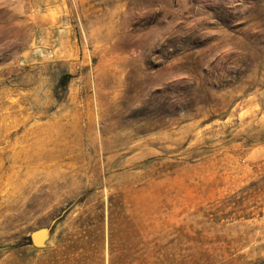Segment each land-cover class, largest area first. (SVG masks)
<instances>
[{
  "label": "rangeland",
  "instance_id": "1",
  "mask_svg": "<svg viewBox=\"0 0 264 264\" xmlns=\"http://www.w3.org/2000/svg\"><path fill=\"white\" fill-rule=\"evenodd\" d=\"M0 264H264V0H0Z\"/></svg>",
  "mask_w": 264,
  "mask_h": 264
},
{
  "label": "water",
  "instance_id": "2",
  "mask_svg": "<svg viewBox=\"0 0 264 264\" xmlns=\"http://www.w3.org/2000/svg\"><path fill=\"white\" fill-rule=\"evenodd\" d=\"M60 216L54 218V220L51 222L50 225L37 228L30 232L29 237H30L31 243L34 246L44 247L48 244L50 236L53 232L54 224L56 223V221L59 219Z\"/></svg>",
  "mask_w": 264,
  "mask_h": 264
},
{
  "label": "crops",
  "instance_id": "3",
  "mask_svg": "<svg viewBox=\"0 0 264 264\" xmlns=\"http://www.w3.org/2000/svg\"><path fill=\"white\" fill-rule=\"evenodd\" d=\"M53 13H55V12L49 11V12H45V13L41 14V16H40L41 23L47 29H49L50 27H53V25L52 26L50 25L51 21H52V23H54V21L57 22V19L59 20V16H63L64 12H63L62 8H59L58 14H53Z\"/></svg>",
  "mask_w": 264,
  "mask_h": 264
}]
</instances>
